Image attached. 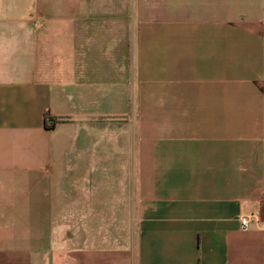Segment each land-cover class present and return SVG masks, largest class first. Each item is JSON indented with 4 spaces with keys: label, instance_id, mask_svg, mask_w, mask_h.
Here are the masks:
<instances>
[{
    "label": "crops",
    "instance_id": "crops-1",
    "mask_svg": "<svg viewBox=\"0 0 264 264\" xmlns=\"http://www.w3.org/2000/svg\"><path fill=\"white\" fill-rule=\"evenodd\" d=\"M0 264H264V0H0Z\"/></svg>",
    "mask_w": 264,
    "mask_h": 264
},
{
    "label": "built area",
    "instance_id": "built-area-1",
    "mask_svg": "<svg viewBox=\"0 0 264 264\" xmlns=\"http://www.w3.org/2000/svg\"><path fill=\"white\" fill-rule=\"evenodd\" d=\"M47 119H48V118H47ZM47 122L49 123L48 120H47ZM47 125H48V124H47ZM251 218L255 219L257 222L260 221L259 218H258V216H252V217H248V216H247V217H242V218L240 219V222H241V226H242V228H243L244 230H247V229L249 228Z\"/></svg>",
    "mask_w": 264,
    "mask_h": 264
},
{
    "label": "rangeland",
    "instance_id": "rangeland-1",
    "mask_svg": "<svg viewBox=\"0 0 264 264\" xmlns=\"http://www.w3.org/2000/svg\"><path fill=\"white\" fill-rule=\"evenodd\" d=\"M132 116V118H133V120L134 121H136V116L137 115H131ZM139 116V115H138ZM139 118V117H138ZM143 119L145 120V121H151V115L150 114H144L143 115Z\"/></svg>",
    "mask_w": 264,
    "mask_h": 264
},
{
    "label": "trees",
    "instance_id": "trees-1",
    "mask_svg": "<svg viewBox=\"0 0 264 264\" xmlns=\"http://www.w3.org/2000/svg\"><path fill=\"white\" fill-rule=\"evenodd\" d=\"M47 120L49 121V123L47 122V124H48L47 126H48L49 128H53V127H54V122H53L50 118H48ZM47 120H46V121H47Z\"/></svg>",
    "mask_w": 264,
    "mask_h": 264
}]
</instances>
